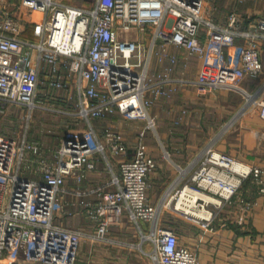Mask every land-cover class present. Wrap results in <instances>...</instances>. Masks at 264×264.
Returning <instances> with one entry per match:
<instances>
[{"label": "built area", "instance_id": "2783aa9c", "mask_svg": "<svg viewBox=\"0 0 264 264\" xmlns=\"http://www.w3.org/2000/svg\"><path fill=\"white\" fill-rule=\"evenodd\" d=\"M208 0H96L91 8L64 4L60 0H22L31 11L41 13L36 30L38 42L21 38V24L10 16L0 18V107L4 104L47 108L41 100V84L50 88L76 89L78 116L91 123L105 118L119 108L127 116L146 119L149 128L156 122L149 109L155 100L168 93L173 79L161 74L151 76L146 61L141 59L142 45L134 39L121 37V31H152L153 46L157 41L185 49L189 55L209 57L213 62L210 78L199 81L200 89L209 86L238 87L248 77L263 72L261 52L264 50V18L243 29L236 11L228 14V25L222 27L204 16ZM243 2L245 0H235ZM204 35V37H203ZM243 40L238 52L239 64L231 63L229 50ZM48 69V70H47ZM47 70V79L41 71ZM262 89L247 94L245 108L254 106L264 119ZM1 110V108H0ZM2 111V110H1ZM114 154L126 156V145L106 130ZM199 168L182 183L181 175L168 187V203L176 210L192 213L199 203V190L211 192L221 204L237 200L249 209L252 203L239 193L251 175L264 194L263 170L247 168L225 154L206 148ZM104 156L105 146L93 128L65 132L56 152L57 162L47 163L42 178H30L22 168L35 156L41 157L39 141L24 136L8 137L0 130V259L21 255L33 264H76L82 235L79 231L54 223L55 211L62 197L68 176L83 179L86 167H96L94 155ZM35 161V160H34ZM156 162L141 145L132 160L120 163V177L114 175L115 190L95 189L94 202L86 203V215L96 223L93 238L107 239L109 229L128 214L137 225L142 244L148 241V252L155 264H202L195 251L180 244L178 235L159 225L161 205L147 200L148 178ZM214 214L203 223L209 227ZM140 221L150 223L145 233Z\"/></svg>", "mask_w": 264, "mask_h": 264}, {"label": "crops", "instance_id": "0c3cea01", "mask_svg": "<svg viewBox=\"0 0 264 264\" xmlns=\"http://www.w3.org/2000/svg\"><path fill=\"white\" fill-rule=\"evenodd\" d=\"M95 1L63 3L91 8ZM232 11L239 14L243 29L250 28L264 18V0H208L204 16L225 27L228 25V14ZM5 15L20 22L21 38L31 42L40 41L41 35L36 30L40 12L31 11L22 0H0V18ZM120 34L123 38L141 43L140 56L142 61L147 62L151 76L158 79L161 74H168L173 79L168 93L158 97L149 109L156 122L154 129L148 127L146 119L129 117L119 108L105 118L92 119L91 123L84 121L76 112V89L72 86L64 90L50 88L43 83L38 95L41 100L60 101L65 107L71 105V109L53 110L83 120L80 126L76 123L66 124L65 132L73 128L80 132L93 128L105 146L106 156L96 153V167H86L83 179L71 176L65 178L62 197L55 211L56 225L77 230L82 235L76 264H148V259L155 264L148 254L152 249L151 244L145 241L142 249L138 247L141 244L140 232L128 214H124L119 224L110 227L106 240L96 241L93 238L96 223L85 213L86 203L97 199L95 189H116L112 179L114 175L120 177L121 161L134 159L143 144L156 162V168L148 178L147 201L156 206L161 205L159 225L175 232L180 244L195 251L202 264H264V194L260 193V185L254 176L244 181L239 192L246 201L252 203L249 209L237 200L232 203L223 201L221 204L218 196L199 190L195 193L199 203L187 215L182 210H176L174 202L171 201L170 205V196H166L168 187L181 175L182 169L181 181L185 183L199 168L203 151L209 147L247 168H261L264 180V119L254 106L245 108V95L256 93L264 87V50L261 52L263 72L259 77L248 76L238 87L209 86L200 89L199 81H207L213 68L209 57L189 55L185 49L164 45L161 41L153 46L152 31L132 29L121 31ZM242 44L243 40L238 39L229 50L234 65L239 64L238 52ZM47 70L41 71L42 80L48 78ZM261 96L264 97V90ZM37 109L43 108L36 107L31 112L27 108L31 119ZM2 112L3 109L0 114ZM31 126L29 123L25 132L18 136L25 135L29 141L38 140L40 155L46 163L36 161L32 155L23 166L22 173L40 179L46 164L57 162L56 152L65 132L61 136L54 135L55 144L50 145L53 138L49 139L48 133H44L48 128H42L40 122L37 126L43 132L32 135ZM0 130L5 136L17 137L1 127ZM106 130H110L115 139L126 145V156L112 152ZM7 199L8 196L3 195L1 206L6 204ZM212 214L214 218L209 227L203 226ZM140 226L145 233L151 229L150 223L145 221H140ZM27 263L21 255L9 254L0 259V264Z\"/></svg>", "mask_w": 264, "mask_h": 264}, {"label": "rangeland", "instance_id": "374dc122", "mask_svg": "<svg viewBox=\"0 0 264 264\" xmlns=\"http://www.w3.org/2000/svg\"><path fill=\"white\" fill-rule=\"evenodd\" d=\"M62 1L65 3H73V4H78L81 2V0H62ZM45 105H47L46 106L47 108L37 109L34 113L33 119H31L28 113L29 110L27 111V108L14 104H4L0 107L1 110L2 109L4 110V112L0 114V127L4 131L11 132L13 135L18 136L21 135L22 132L24 133L25 127L28 126L29 123H31L32 128L30 132L32 135H34L40 132L39 127L37 125L41 122L42 128L43 127L48 128L47 130L44 131V133H48L49 139L53 138L52 142L49 143L50 145H53V143L55 144L54 135L61 136L63 132H65L64 126L66 124L71 125L76 123L77 126L83 124V120L81 121V119L77 118V116L75 117L71 115H65L63 113L53 110V109H57V110L71 109L72 108L71 105H67V107H65L62 102L60 101L54 102L51 100L45 102ZM27 264H33V263H27ZM148 264H152V262L149 259H148Z\"/></svg>", "mask_w": 264, "mask_h": 264}]
</instances>
